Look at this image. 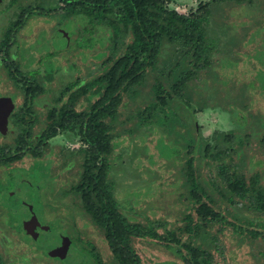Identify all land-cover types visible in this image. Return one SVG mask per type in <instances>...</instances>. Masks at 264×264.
<instances>
[{
	"label": "trees",
	"instance_id": "trees-1",
	"mask_svg": "<svg viewBox=\"0 0 264 264\" xmlns=\"http://www.w3.org/2000/svg\"><path fill=\"white\" fill-rule=\"evenodd\" d=\"M56 2L57 6L53 7L43 6L45 3L41 0L26 4L9 0L6 4V8L13 7V10L0 31V65L6 82L21 98L10 115L12 138L0 143V167L11 175L16 167L11 165L26 155L34 160L29 169L46 167L48 164L42 159L50 139L59 133L77 137L78 148L66 149L63 154V165L72 166L79 172L76 183L58 193L51 191L44 202L52 210L54 203L65 206L60 197L71 195V204L103 235L110 251L107 261L100 258L92 241L83 237L84 233L74 235L80 243L88 245H81L86 264L90 261L92 264H146L148 258L140 254L142 250L138 243L153 246L174 257L163 261L153 257V261L149 259L147 264H229L226 251L231 244L225 238L226 229L234 234V248L247 244L251 249L257 245V250H253L257 254L252 255L264 259V184L260 181L261 173L247 170L244 154L235 161L218 163V175L211 172L212 163L220 161V152H217L220 143L230 141L231 138L225 136L232 132L221 138L213 136L211 142L210 138L201 139L185 128L182 133L185 146L180 148L176 144V136L180 133L178 126L183 120L177 114L176 105L181 103L191 112V117L192 112L202 111L210 104L208 99L211 96L221 95L224 87L234 88L241 95L246 91L248 80L240 82L236 78L239 73V66H235L236 55L229 57L230 60L228 55L229 47L238 45V40L245 37L252 25L242 26L223 43L221 34H228L229 30L225 23L226 7L244 4L248 12L258 15L255 28L262 27L264 33V0H200L195 11L187 14L169 8L167 0ZM56 10L61 13L55 26L59 36L63 35L67 40L65 46L71 38L61 27L74 24L76 43L69 67L75 71L76 79L66 82L51 99V105L45 109L43 128L34 134L40 119L34 115L32 107L39 104L41 97L49 91L48 83L55 79L58 69L53 70V62L50 69L43 66L24 69L28 66L15 58L12 48L18 45L17 36L28 18L55 16ZM98 31L106 32V41ZM38 33L43 32L39 30ZM79 37L83 43L77 42ZM221 53L223 56L219 60L217 54ZM259 54L264 55V41ZM88 56L92 63L98 64L94 72L99 74L91 78L92 74L86 71L87 78L82 79L81 68ZM226 65L233 74L224 85L215 66H223V69ZM201 85L207 88L201 89ZM0 98L10 100L5 95ZM244 105L246 107V102ZM128 123L130 127L126 125ZM154 124L165 128L167 138L177 146H166V140L162 139L161 153L185 159L182 166L185 170L179 171L183 177L184 198L176 211L177 217L171 220L178 224L176 226L167 222V214L146 217L144 223L132 221L122 207L123 202L132 199L118 200L111 180L112 161L117 157L114 155L115 139L130 133L136 126ZM242 141H237L240 147ZM196 143L197 151L202 150L205 158L202 167L190 156ZM186 147L188 149L183 150ZM203 168L209 173L206 182L201 174ZM54 194L60 197L54 198ZM23 204L29 211L28 218L34 216L39 223L33 231L39 235L40 231L51 228L39 221L28 201ZM72 205L70 220L74 215ZM129 209L131 212V204ZM245 209L250 215L240 213ZM27 220L17 228L13 227L25 243L22 232L28 239L30 236L35 240L24 228L23 223ZM70 227L77 229L75 223ZM64 237L69 239V251L72 236ZM68 251L63 258L47 255L64 259ZM32 260L38 262L36 257ZM0 264H6L1 255Z\"/></svg>",
	"mask_w": 264,
	"mask_h": 264
},
{
	"label": "rangeland",
	"instance_id": "rangeland-1",
	"mask_svg": "<svg viewBox=\"0 0 264 264\" xmlns=\"http://www.w3.org/2000/svg\"><path fill=\"white\" fill-rule=\"evenodd\" d=\"M30 1L33 0H20L24 4ZM41 1L45 3L43 5L45 7L57 6L56 0ZM167 1L169 8L187 14L190 11H195L200 0ZM8 3L9 0H0V31L13 10V7L6 8ZM245 7L244 4H232L226 7L228 16L225 23L229 25V30L228 34H221V38L224 43L232 33L239 32L242 26L252 25L245 37L241 41L238 40V45L229 47L231 51L228 55V58L236 55L237 63L235 66H239V73L236 78H239L240 82L248 80L246 91L241 95L234 88L227 89L224 87L221 95L211 96L208 99L210 104L202 111L192 112L191 117L189 116L191 112L182 107L181 103L176 105L177 114L180 119H183L178 126L180 133L176 136V144L180 148L185 146L186 139L182 136L185 128L201 139L210 138L211 142L213 136L221 138L224 137L223 134L227 135L230 131L232 134L225 137H230L231 140L222 141L217 149V152H220V161L209 160L214 162L210 166L212 174L218 175L216 167L218 163L235 161L239 155L244 154L247 157V170H258L261 173L260 181L264 184V55L259 54L264 41V33H262V27L255 28L254 21L258 15L254 12H248L249 9ZM4 8L6 9L4 10ZM60 13L61 10H56L55 16L39 17L35 15L28 18L17 36L18 45L12 48V54H15V58L17 57L23 65L28 66L24 69L42 68V66L45 69H50L51 62H53V70L58 69L54 74L55 79L48 83L49 91L41 97L42 101L39 104L36 103L37 105L32 107L34 115L40 119L34 134H38L43 128L45 109L51 105V99L57 95L58 90L66 82L76 79L75 71L69 67L71 66L69 60L73 59V46L76 43L74 24L69 27L65 24L62 27L59 26V28H64L71 38L68 46H65L67 40L63 35L59 36L58 27L55 26L60 19ZM51 27H54L55 30H51ZM39 30H42L43 33H38ZM98 33L106 41V32L98 31ZM77 42L83 43L81 37L78 38ZM67 49L70 50L67 52ZM221 55L223 56L222 53L217 54V59L220 60ZM89 58L90 56L85 60L84 67L85 65L86 67L81 68L80 76L82 79L87 78L84 74L86 71L92 74L91 78L99 74L94 72L98 64L92 63ZM261 63L263 65H260ZM222 67L215 66L222 76L219 80L225 85L233 73H230L232 70L227 65L223 69ZM200 88H207V86L201 85ZM4 95L10 100L0 98V143L9 142L12 138V128L9 125L10 115L17 104L16 102L20 103L21 98V95L11 88L10 83L6 82L0 65V96ZM245 102L246 107H244ZM126 125L131 126L129 123ZM164 129L158 124L136 126L130 133H125L126 135L123 134L115 139L117 142L114 147V155L117 157L113 158L112 163L114 165L110 175L117 199L120 201L126 198L132 199L122 203L123 211L132 221L144 223L146 217L167 214V222L176 226L178 224L171 220L177 217L176 211L180 209V201L184 198L182 196L184 190L182 187L183 177L179 171L185 170L182 167L185 159L181 156L161 153L159 146L162 139L166 140L164 141L166 146L177 147L170 141V138H167ZM238 139L244 140L241 143L242 147L238 145ZM47 144L44 159H42L45 164H48L46 167L29 169L34 161L29 155L11 165L16 166L11 171V175L5 172L4 167H0V255L5 259L6 264H86L83 260L86 254L81 250V245H88L80 243L74 238V235L82 232L84 233L83 237L92 241L94 250L99 253L100 258L107 261L110 251L103 235L82 212L80 213L77 207L71 204L73 200L71 195L62 198L59 194H54V198L60 197L65 206L54 203L52 210H49L48 205L44 202L45 196L51 195L49 194L51 191L56 190L55 192L58 193V191L68 189L76 183L79 172L72 166L63 165L65 163L63 154L66 153V149L78 148L77 137L69 133H59ZM186 149L188 148H183V150ZM224 149H226L225 152L221 153ZM190 156L194 162H199L200 167L205 165L203 151H197V143L193 145ZM201 172L203 181L206 182L209 174L207 168H203ZM26 201L33 206V211L39 221L51 227L48 231H40L37 237L31 234L35 240L30 236L28 239V236L22 232L27 243L20 238L18 231L13 228L20 226L22 221L27 220L30 216L27 207L23 204ZM130 204L132 206L131 212L129 211ZM71 205L74 215L70 220ZM240 213L250 215V211L246 209L244 212L240 210ZM30 219L28 218V220ZM74 223L77 229L70 227ZM231 231L225 230V238L231 244L226 251L229 264H264L263 258L253 256L257 254L256 251H253L257 250V245L251 249L247 244L234 248L232 246L234 234ZM64 235L72 236L73 239L69 251L67 250V257L59 259L48 256L49 252L58 250L63 238H67ZM262 243L260 240L259 245ZM137 245L142 250L140 254L142 253L148 260L153 261V257L158 258L159 261L174 258L170 253L158 250L153 246L144 243ZM217 254L216 252L215 255ZM32 257H36L38 262L33 261ZM148 260H146V264ZM89 263L92 264L91 261Z\"/></svg>",
	"mask_w": 264,
	"mask_h": 264
},
{
	"label": "water",
	"instance_id": "water-1",
	"mask_svg": "<svg viewBox=\"0 0 264 264\" xmlns=\"http://www.w3.org/2000/svg\"><path fill=\"white\" fill-rule=\"evenodd\" d=\"M29 209L31 210V207H29ZM23 224H24L25 230L30 232L32 235L34 234V237H37L38 234L33 230L36 227V225H39V223L34 216H32L30 220L25 221ZM68 247H69V239L63 238V242L58 248V250L51 251L49 252V254L52 256H60L61 258H63L67 253Z\"/></svg>",
	"mask_w": 264,
	"mask_h": 264
},
{
	"label": "flooded vegetation",
	"instance_id": "flooded-vegetation-1",
	"mask_svg": "<svg viewBox=\"0 0 264 264\" xmlns=\"http://www.w3.org/2000/svg\"><path fill=\"white\" fill-rule=\"evenodd\" d=\"M2 55V53H0V56Z\"/></svg>",
	"mask_w": 264,
	"mask_h": 264
}]
</instances>
